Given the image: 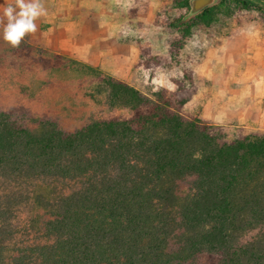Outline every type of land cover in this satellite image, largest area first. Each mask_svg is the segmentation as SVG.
Here are the masks:
<instances>
[{
  "label": "trees",
  "instance_id": "obj_1",
  "mask_svg": "<svg viewBox=\"0 0 264 264\" xmlns=\"http://www.w3.org/2000/svg\"><path fill=\"white\" fill-rule=\"evenodd\" d=\"M39 73L64 77L85 112L89 101L109 112L150 103L67 57ZM155 110L136 124L91 115L72 133L54 110L46 119L0 111V264H194L202 253L264 264V133L221 143L199 121Z\"/></svg>",
  "mask_w": 264,
  "mask_h": 264
},
{
  "label": "rangeland",
  "instance_id": "obj_2",
  "mask_svg": "<svg viewBox=\"0 0 264 264\" xmlns=\"http://www.w3.org/2000/svg\"><path fill=\"white\" fill-rule=\"evenodd\" d=\"M183 1L42 0L47 14L36 21L37 32L13 48L3 39V9L15 0H0V111L46 119L54 110L59 121L53 122L72 133L90 124L91 115L136 124L157 106L159 113L199 121L221 143L264 133V110L246 111L245 118L233 111L264 106V8L211 0L203 7H215L211 16L184 36L203 8L194 10L195 0L179 7ZM61 56L110 73L150 103L109 112L89 101L85 112L87 102L71 99L64 77L39 75ZM219 260L202 253L194 264Z\"/></svg>",
  "mask_w": 264,
  "mask_h": 264
},
{
  "label": "clouds",
  "instance_id": "obj_3",
  "mask_svg": "<svg viewBox=\"0 0 264 264\" xmlns=\"http://www.w3.org/2000/svg\"><path fill=\"white\" fill-rule=\"evenodd\" d=\"M46 14L42 0H15L14 5L3 9V39L13 48L20 47L37 32L36 21Z\"/></svg>",
  "mask_w": 264,
  "mask_h": 264
},
{
  "label": "crops",
  "instance_id": "obj_4",
  "mask_svg": "<svg viewBox=\"0 0 264 264\" xmlns=\"http://www.w3.org/2000/svg\"><path fill=\"white\" fill-rule=\"evenodd\" d=\"M250 1L256 2L257 0H250ZM261 1L264 2V0H261ZM249 110L253 111V112H251V114L255 113L258 110L259 114H260L261 110H264V106H259V107L254 106L253 107L252 105H249V104L240 105L239 107H235V109L233 110L235 112L234 116H238V118H245V117L249 116L246 112Z\"/></svg>",
  "mask_w": 264,
  "mask_h": 264
},
{
  "label": "water",
  "instance_id": "obj_5",
  "mask_svg": "<svg viewBox=\"0 0 264 264\" xmlns=\"http://www.w3.org/2000/svg\"><path fill=\"white\" fill-rule=\"evenodd\" d=\"M210 2H211V0H195L193 2V8H194V10H199L206 5H209Z\"/></svg>",
  "mask_w": 264,
  "mask_h": 264
}]
</instances>
